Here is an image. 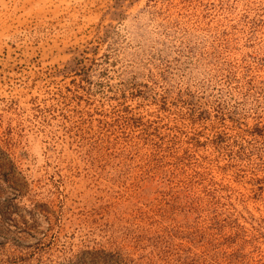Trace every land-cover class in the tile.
<instances>
[{"label":"rangeland","instance_id":"rangeland-1","mask_svg":"<svg viewBox=\"0 0 264 264\" xmlns=\"http://www.w3.org/2000/svg\"><path fill=\"white\" fill-rule=\"evenodd\" d=\"M0 264H264V0H0Z\"/></svg>","mask_w":264,"mask_h":264}]
</instances>
